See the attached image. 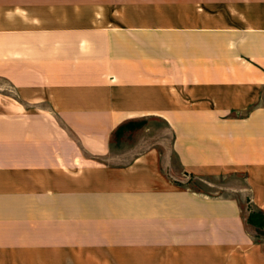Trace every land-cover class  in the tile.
I'll return each instance as SVG.
<instances>
[{
  "label": "crops",
  "instance_id": "0c3cea01",
  "mask_svg": "<svg viewBox=\"0 0 264 264\" xmlns=\"http://www.w3.org/2000/svg\"><path fill=\"white\" fill-rule=\"evenodd\" d=\"M0 80V264H264V0H0Z\"/></svg>",
  "mask_w": 264,
  "mask_h": 264
},
{
  "label": "rangeland",
  "instance_id": "374dc122",
  "mask_svg": "<svg viewBox=\"0 0 264 264\" xmlns=\"http://www.w3.org/2000/svg\"><path fill=\"white\" fill-rule=\"evenodd\" d=\"M14 101L20 99L14 95L12 90L6 85L5 82L0 80V111L6 110L7 105L14 104ZM140 122V123H139ZM162 126L158 122L138 121L137 124L122 126L118 128L111 139V151L113 154L138 152L147 148L155 146L156 140H160ZM171 164L176 168V160L171 158ZM177 169V168H176ZM247 172H212L206 173L203 177L208 179L213 186L204 185L203 183L194 182L192 187L197 190H202L208 193L219 192V195L231 196L239 199L243 204H246L245 197L239 193L244 188L247 179ZM206 186V187H205ZM225 188L228 189L226 192ZM225 191V193H223ZM253 221L258 224L254 225V231L257 238L264 240V224L262 216L256 212L251 213ZM252 224V223H251Z\"/></svg>",
  "mask_w": 264,
  "mask_h": 264
},
{
  "label": "trees",
  "instance_id": "16d2710c",
  "mask_svg": "<svg viewBox=\"0 0 264 264\" xmlns=\"http://www.w3.org/2000/svg\"><path fill=\"white\" fill-rule=\"evenodd\" d=\"M252 216H253V215H252V214H250V216H249V218H248V221H249L250 223H252L253 225H256V224H258V222H256V223H255V222L253 221V218H252Z\"/></svg>",
  "mask_w": 264,
  "mask_h": 264
}]
</instances>
